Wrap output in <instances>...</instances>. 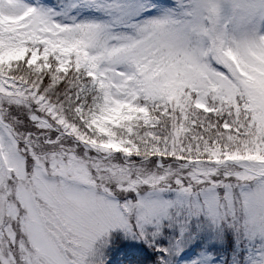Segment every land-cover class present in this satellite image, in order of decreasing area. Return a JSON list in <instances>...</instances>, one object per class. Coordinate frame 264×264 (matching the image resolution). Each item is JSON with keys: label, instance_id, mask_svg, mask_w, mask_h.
I'll list each match as a JSON object with an SVG mask.
<instances>
[{"label": "snow or ice", "instance_id": "1", "mask_svg": "<svg viewBox=\"0 0 264 264\" xmlns=\"http://www.w3.org/2000/svg\"><path fill=\"white\" fill-rule=\"evenodd\" d=\"M0 264H264V0H0Z\"/></svg>", "mask_w": 264, "mask_h": 264}]
</instances>
